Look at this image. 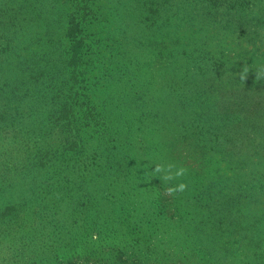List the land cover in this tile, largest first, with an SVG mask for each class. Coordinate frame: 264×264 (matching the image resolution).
Segmentation results:
<instances>
[{
    "label": "rangeland",
    "instance_id": "rangeland-1",
    "mask_svg": "<svg viewBox=\"0 0 264 264\" xmlns=\"http://www.w3.org/2000/svg\"><path fill=\"white\" fill-rule=\"evenodd\" d=\"M95 2L83 82L64 60L75 2L5 0L35 46L0 73V264H264V0L216 25L226 0ZM78 85L67 153L52 122Z\"/></svg>",
    "mask_w": 264,
    "mask_h": 264
},
{
    "label": "trees",
    "instance_id": "trees-1",
    "mask_svg": "<svg viewBox=\"0 0 264 264\" xmlns=\"http://www.w3.org/2000/svg\"><path fill=\"white\" fill-rule=\"evenodd\" d=\"M222 5L216 3L218 7L217 13L218 16L215 15V21L212 22V25H216L220 23L222 19L229 14L232 9H239V12H246L247 11V4L250 5L252 3H258L262 5V2H252L251 0H226ZM76 4V8H74V12L70 14V19L67 21V26L64 28L66 32L64 34L65 38V47L66 52L64 56L65 64L67 65L68 72L72 74H76L78 76H84L88 71V67L92 66L95 67L96 57L95 51L99 50L100 42L96 41V31L99 30L102 26H104V21L106 20L107 16L103 15L101 12L100 7H96L95 0H72V3ZM257 4V5H258ZM7 9L5 7V0H0V73L3 72L4 65L10 64L11 59L15 57L14 52L19 47H23V43L26 42L25 49H33L35 43H31L30 40L23 41L25 39V34L29 32L30 27L32 24H20L15 23L13 21L16 20L21 13L20 8H13V10ZM10 15V16H9ZM239 20L245 21V15H238ZM264 16V14H263ZM11 18V19H9ZM6 19L9 20V23H6ZM155 20V19H154ZM259 21L264 22V20ZM12 21V22H11ZM37 29V28H36ZM89 29L90 32L85 33ZM29 34H37V31L34 30ZM263 42V41H261ZM4 44V46H2ZM93 44H98L96 47ZM7 45L10 47L9 51L7 52ZM93 46L90 48V46ZM259 45V44H258ZM264 45V44H261ZM88 48V49H86ZM262 50H264L263 46H260ZM92 52H89V50ZM32 54V50L26 52L25 54H20V58L17 61L19 69L25 66L30 61V56ZM17 55V54H16ZM260 65L254 66L256 70H262L264 72V57L259 60ZM253 69V70H254ZM1 79V76H0ZM85 80L82 77L81 81ZM81 81H78L81 82ZM24 82V80L16 81L10 80V78L6 79L3 85H15L19 86ZM10 86V87H11ZM77 92L74 95L73 99H67L65 103L62 105L60 110H57L56 114H54L53 122H52V130L58 128L59 132L67 134V141L68 147L66 148V152H70V149L73 147V139L79 145L78 142H82V134L81 132L84 130V125L86 123H78L77 120L74 118L76 117V113L80 114V119L83 121L87 120L86 113L89 114L90 109V98L89 95L91 94L90 90L85 89V85H78ZM15 97V96H13ZM5 114V110L2 111L0 117H3ZM240 120L234 119L236 125ZM72 142V146L71 143ZM63 146L66 145V142H62ZM111 227L115 225L112 222H108ZM86 230H91L95 227V218L89 217L84 220V224H82ZM107 237H111V235L115 237H122L123 234H119L117 230L109 231V234H105Z\"/></svg>",
    "mask_w": 264,
    "mask_h": 264
}]
</instances>
